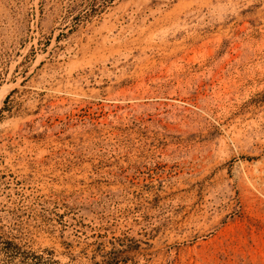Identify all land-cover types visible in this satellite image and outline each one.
<instances>
[{
	"label": "rangeland",
	"instance_id": "374dc122",
	"mask_svg": "<svg viewBox=\"0 0 264 264\" xmlns=\"http://www.w3.org/2000/svg\"><path fill=\"white\" fill-rule=\"evenodd\" d=\"M0 264H264V0H0Z\"/></svg>",
	"mask_w": 264,
	"mask_h": 264
}]
</instances>
